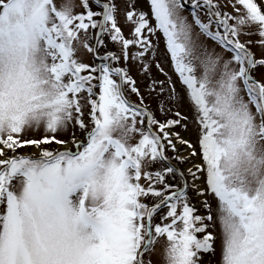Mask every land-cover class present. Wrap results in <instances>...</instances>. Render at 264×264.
Here are the masks:
<instances>
[{"label": "snow or ice", "instance_id": "obj_1", "mask_svg": "<svg viewBox=\"0 0 264 264\" xmlns=\"http://www.w3.org/2000/svg\"><path fill=\"white\" fill-rule=\"evenodd\" d=\"M147 5L128 38L114 0H0V264H151L160 239L164 264H211L217 223L220 264H264V51L240 39L264 50V3Z\"/></svg>", "mask_w": 264, "mask_h": 264}, {"label": "rangeland", "instance_id": "obj_2", "mask_svg": "<svg viewBox=\"0 0 264 264\" xmlns=\"http://www.w3.org/2000/svg\"><path fill=\"white\" fill-rule=\"evenodd\" d=\"M62 2H63V0H56L57 4H60ZM80 2H81V0H75V3L77 5H79ZM114 2L116 3L117 8H118V12H117L118 25L121 27L125 37L130 38V33L132 31V25L129 22H126L125 14H124L126 7H127V0H114ZM220 2L223 4L226 2V0H220ZM257 2L258 3H264V0H257ZM142 6L145 8V10H147V7H148L147 0H142ZM225 10L230 12V13L235 14L234 10L231 8V6H229ZM75 11L79 12V11H81V8L77 7L75 9ZM188 14L189 13L186 10L185 15H188ZM246 31H247V29H246ZM90 32H91V30H90ZM157 35L159 36V34H157ZM240 39L242 42H247L249 40H251L253 42L252 44L249 45V47L257 55V57L260 56L261 51H264L255 43V41L258 39L257 35H255V34H253V35H241ZM153 43H157L156 38H153ZM105 51H114L117 54H120L121 45L118 43L111 42L110 39L106 36L105 37V47L103 49H101V54H103ZM132 51H135V49L133 48ZM77 56H78V58L82 59L83 62H86V63H92L93 62L92 54L88 53L83 48L79 49ZM155 60L160 62L162 67L165 69V71L168 72L169 75L172 76L173 81L176 83L177 89H180L181 86H180L178 77L176 76V74L174 73V71L172 69L170 57L166 54L165 44H164L162 37H160V39H159ZM152 72L154 75H159V73H158V71L154 65L152 67ZM261 72H264V69H261ZM131 74L137 80L141 89L144 90L145 81H144L142 75L139 74V69L135 65L132 66ZM161 78H163V77L161 76ZM131 99L133 101H136L137 97L135 95H132ZM151 107L153 108V110H155V108H156L155 102L152 103ZM179 110L182 112L183 115H186L188 117V121H187L188 131L185 132L184 134L187 138H189L190 140H192L194 142L196 139L197 125L195 124V122L193 120L192 109H191L190 105L185 101L180 106ZM155 114H156L157 118L160 120H164L166 118L165 115L161 112H156ZM167 118H172L171 114H169V116ZM75 131H76V134L78 136L82 135V133L80 132V130L78 128L75 129ZM181 131H183V130L181 129ZM70 132H71V129L69 130L68 133H62L60 138L70 139L71 138ZM137 139H138V137H137ZM21 151L25 152V153H29L32 151V148H31V146H29V147L22 149ZM168 154L172 155V153L170 151ZM209 200H210L212 207H213V210H214L213 214L215 215L216 201H215V199H213L211 197H209ZM191 202L196 206L198 214H206V209L203 208L202 204L200 203V201H198L195 198V196H192ZM214 232L217 236L215 256L214 257L205 256L204 259L205 260H211V264H220L221 239H220V228H219L218 223L216 224ZM164 245H165V240L160 239L159 242L154 246V251L151 254H148L146 256V259L151 260V264H164V259H163Z\"/></svg>", "mask_w": 264, "mask_h": 264}, {"label": "trees", "instance_id": "obj_3", "mask_svg": "<svg viewBox=\"0 0 264 264\" xmlns=\"http://www.w3.org/2000/svg\"><path fill=\"white\" fill-rule=\"evenodd\" d=\"M258 3V2H257Z\"/></svg>", "mask_w": 264, "mask_h": 264}]
</instances>
